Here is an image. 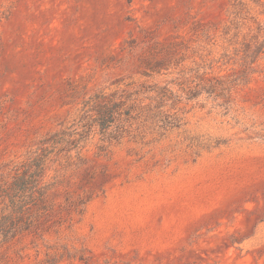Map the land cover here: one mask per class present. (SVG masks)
<instances>
[{
	"label": "rangeland",
	"instance_id": "374dc122",
	"mask_svg": "<svg viewBox=\"0 0 264 264\" xmlns=\"http://www.w3.org/2000/svg\"><path fill=\"white\" fill-rule=\"evenodd\" d=\"M16 200L0 264H264V0H0Z\"/></svg>",
	"mask_w": 264,
	"mask_h": 264
},
{
	"label": "trees",
	"instance_id": "16d2710c",
	"mask_svg": "<svg viewBox=\"0 0 264 264\" xmlns=\"http://www.w3.org/2000/svg\"><path fill=\"white\" fill-rule=\"evenodd\" d=\"M262 52V49L260 52H258L257 56ZM256 54V53H255ZM254 54V55H255ZM168 91L166 90V92L164 93V98H169L167 96ZM128 100L126 99V101H120L119 104L113 103L112 101H107L104 103H99V107L97 110V114H96V123L98 126H100L103 130L104 129H109L115 122L119 121L120 123L123 122L124 120H121L122 118V113H120L117 110V106L119 107V105H121L122 107H124L125 112L124 115L127 117L126 119L129 118H134L133 115H136L133 111V109H135L136 105H133V103H128ZM123 125V124H122ZM125 130L123 128V126L121 127V132L123 133ZM120 137V136H118ZM48 141L43 142L42 145H45L46 143H48ZM75 148L77 147L76 145L74 146ZM47 151L44 149L43 146L40 147V154H37L36 156L30 158L26 165L24 166V170H22L21 172L17 173L16 175V184L17 183H22L23 182V187L26 188V186L28 185V187H32L36 184H38V178L40 177V172L43 170V165L44 163L42 158L45 156L44 152ZM12 185L10 186H2V192H4V196L8 195V191H12ZM13 209L12 211H8V212H3L4 214L1 216L0 218V235L1 237H5L7 238L8 236H10L11 234H13L12 236H14L15 234L13 233V231H16L19 228V216L18 218L17 216L15 217V212L18 213L19 209L23 207V211H24V205L23 202H21V204H19V202L14 203V205L12 206ZM16 210V211H15ZM7 211V209H6ZM23 215V214H22Z\"/></svg>",
	"mask_w": 264,
	"mask_h": 264
}]
</instances>
